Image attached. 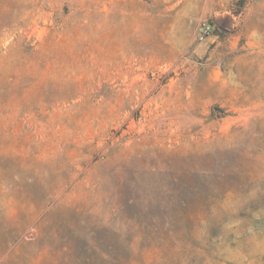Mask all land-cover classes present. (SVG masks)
Wrapping results in <instances>:
<instances>
[{
	"label": "rangeland",
	"instance_id": "374dc122",
	"mask_svg": "<svg viewBox=\"0 0 264 264\" xmlns=\"http://www.w3.org/2000/svg\"><path fill=\"white\" fill-rule=\"evenodd\" d=\"M0 264H264V0H0Z\"/></svg>",
	"mask_w": 264,
	"mask_h": 264
},
{
	"label": "built area",
	"instance_id": "2783aa9c",
	"mask_svg": "<svg viewBox=\"0 0 264 264\" xmlns=\"http://www.w3.org/2000/svg\"><path fill=\"white\" fill-rule=\"evenodd\" d=\"M211 31V26L207 21H201L197 27V40L203 42L207 39Z\"/></svg>",
	"mask_w": 264,
	"mask_h": 264
}]
</instances>
